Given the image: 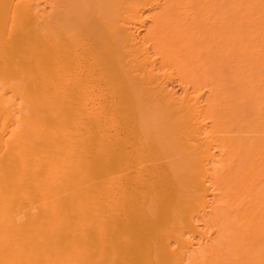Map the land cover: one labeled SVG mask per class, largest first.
Wrapping results in <instances>:
<instances>
[{"label": "bare ground", "instance_id": "6f19581e", "mask_svg": "<svg viewBox=\"0 0 264 264\" xmlns=\"http://www.w3.org/2000/svg\"><path fill=\"white\" fill-rule=\"evenodd\" d=\"M0 264H264V0H0Z\"/></svg>", "mask_w": 264, "mask_h": 264}]
</instances>
